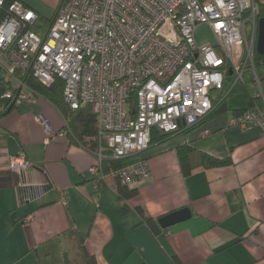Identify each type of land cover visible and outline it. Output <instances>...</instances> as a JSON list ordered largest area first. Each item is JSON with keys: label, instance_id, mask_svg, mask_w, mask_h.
<instances>
[{"label": "crops", "instance_id": "0c3cea01", "mask_svg": "<svg viewBox=\"0 0 264 264\" xmlns=\"http://www.w3.org/2000/svg\"><path fill=\"white\" fill-rule=\"evenodd\" d=\"M19 1L38 14L41 29L51 18L50 6L57 5ZM242 78L240 86L251 96L261 92L264 101V64L256 63L255 73ZM13 86L0 70V109ZM239 93L243 101L225 99L226 112L210 113L189 129L151 142L139 154L150 177L127 187L136 194L124 200L116 180L95 183L89 173L93 153L71 141L66 120L49 100L36 94L31 101L16 100L0 118V264H59L70 242L63 233L70 226L84 237L97 264H264V135L258 126L231 124L233 110L246 107L244 92ZM183 144L230 157L231 163L199 166L184 177L176 153ZM21 152L35 165L28 180L49 179L52 185L36 187L27 201L19 198L18 176L7 166L8 156ZM183 207L190 210L188 219L159 225L155 232L138 212L142 208L158 220Z\"/></svg>", "mask_w": 264, "mask_h": 264}, {"label": "built area", "instance_id": "2783aa9c", "mask_svg": "<svg viewBox=\"0 0 264 264\" xmlns=\"http://www.w3.org/2000/svg\"><path fill=\"white\" fill-rule=\"evenodd\" d=\"M258 7L256 0H67L51 25L36 31L39 16L31 7L0 0V66L15 85L3 96L31 101L28 74L45 86L60 80L67 107L89 106L95 117L92 179L133 186L150 177L139 154L154 130L195 126L245 72L255 73ZM200 24L210 27L214 44L196 43ZM256 97L261 104L234 115L231 124L258 126L264 135L261 92ZM130 155L138 156L128 165L104 166ZM7 166L18 176L21 201L33 199L36 187L52 186L49 179L28 180L35 165L23 152L8 156Z\"/></svg>", "mask_w": 264, "mask_h": 264}, {"label": "trees", "instance_id": "16d2710c", "mask_svg": "<svg viewBox=\"0 0 264 264\" xmlns=\"http://www.w3.org/2000/svg\"><path fill=\"white\" fill-rule=\"evenodd\" d=\"M67 0H59L56 5V8L53 12L51 18L47 21H43L42 27H46V29L51 25L54 17L58 13L59 9L64 5ZM258 18L264 17V5H259L258 7ZM41 27L36 24L34 30L38 31ZM255 61L256 63L264 64V54H258L255 52ZM24 82L36 95H41L42 97L49 100L63 115L64 119L67 123V130L70 136V139L73 143L82 145L83 147L87 148L88 150L92 151L95 148V142L93 140L95 136V117L91 112L89 106L81 107L77 110H71L67 107V105L63 101V84L60 80H56L50 86H45L36 79H34L31 74H28L24 78ZM241 83H237L232 91L227 95L229 97L234 92L241 91L244 92L245 103L246 107L242 109H235L233 110V114L237 115L246 110H251L255 106L260 105L261 101L256 94L249 95L246 89L240 86ZM226 97V98H227ZM221 101L215 99L214 104L215 108L210 112L212 114H219L227 111V107L225 104V99ZM15 100L8 101L7 104L0 109V118L6 115L15 107ZM210 115V114H209ZM208 115V116H209ZM156 133V135H155ZM170 134H164L157 130L152 132L151 142H156L162 140L164 137L169 136ZM150 142V143H151ZM176 153L179 159L181 173L184 177L191 174L192 170L199 166L204 167H220L225 166L231 163L230 157L226 158H216L207 153L202 151L196 150L195 148L191 147L188 144H183L176 148ZM137 158V155H130L121 159H114V160H106L104 162V166L106 169L109 167L119 168L125 165H128L132 161ZM118 194L120 195L121 199H127L136 194L135 189H127L124 186H119L117 189ZM126 209V205L123 204V210ZM138 212L143 218L144 223L153 231L155 232L158 229H161L157 220L147 216L145 214L144 209L138 208ZM64 237L68 239H75L77 245L79 247V255L81 264H97L96 258L94 255L90 254L85 246H84V237L72 226L69 229H66L63 233ZM64 264V263H63ZM175 264H180L178 261Z\"/></svg>", "mask_w": 264, "mask_h": 264}, {"label": "rangeland", "instance_id": "374dc122", "mask_svg": "<svg viewBox=\"0 0 264 264\" xmlns=\"http://www.w3.org/2000/svg\"><path fill=\"white\" fill-rule=\"evenodd\" d=\"M56 1L57 3L59 2V0H53V2H56ZM53 8H54L53 6H50L49 11L47 10L49 12V15H48L49 17H51L53 14V11H54ZM45 29L46 27H43L42 31H45ZM195 41L198 45H203L206 43H210V44L215 43V36L207 24H200L197 26L195 30ZM0 70L2 72V75L5 77L8 76L14 85V80L11 78V76L9 74H6V72L4 71L2 67H0ZM214 94H217V92H215ZM242 99H243V96L238 91L234 92L232 95L227 97L228 104H233L236 101H240ZM232 116L233 114L231 113V117ZM63 263L64 264H81L80 255H79V247L75 239H70L69 244L64 250L63 261L60 262L59 264H63Z\"/></svg>", "mask_w": 264, "mask_h": 264}, {"label": "water", "instance_id": "95a60500", "mask_svg": "<svg viewBox=\"0 0 264 264\" xmlns=\"http://www.w3.org/2000/svg\"><path fill=\"white\" fill-rule=\"evenodd\" d=\"M256 52L264 54V17L258 19V36L256 42ZM191 213L187 207L172 211L158 218L157 222L162 228L170 227L182 222L190 217Z\"/></svg>", "mask_w": 264, "mask_h": 264}]
</instances>
